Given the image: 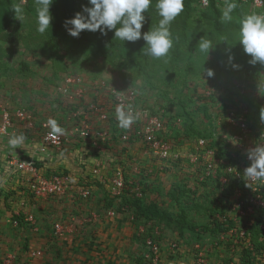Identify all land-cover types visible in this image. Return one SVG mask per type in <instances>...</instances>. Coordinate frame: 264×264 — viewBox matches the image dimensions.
I'll return each instance as SVG.
<instances>
[{
    "label": "rangeland",
    "instance_id": "374dc122",
    "mask_svg": "<svg viewBox=\"0 0 264 264\" xmlns=\"http://www.w3.org/2000/svg\"><path fill=\"white\" fill-rule=\"evenodd\" d=\"M214 1L222 14L226 0ZM256 1L241 2V9L237 6L232 13V21L222 23L219 29L208 26L200 15L206 0L191 2L185 24L181 25V14L172 22L174 43L168 56L154 59L143 55V39L122 45L107 33L84 30L78 38L70 36L65 20L73 13L67 3L50 6L51 26L41 34L36 30L35 0H15L23 9L22 16H16L0 35V103L11 113L20 110L29 115L34 124L28 127L15 119L10 135H0V154L15 152L8 143L13 135L25 139L33 137V131L40 135L41 123L55 119L68 140L53 153L58 166L46 169L48 174L44 175L66 174L58 163L66 161V151L71 148L104 149L113 165L104 162L101 171L106 170L107 175L108 169L121 170L126 181L122 195L131 197L135 193L143 202L153 201L173 217H181V225L184 221L194 226L182 225L180 230L166 220L136 219L129 208L121 211L120 195L109 192L110 184L93 182L89 187L90 182L83 177L74 180L75 187L70 191L34 197L19 171L4 168L9 182L0 181V256L15 253L17 264H155L157 259L151 262L146 258L149 238L160 246L156 264H264V248L259 253L253 247L261 237L248 233L259 218L248 202L258 201L252 190L257 188L256 183H250L257 180L244 175L251 161H241L247 151L234 143L240 132L239 117L251 127L253 144L264 131L260 118L264 117V65L250 64V56L236 39L243 16L264 15V3ZM84 5L90 6L87 0ZM150 19L147 31L160 17L154 12ZM56 22L59 27L53 34ZM201 37L214 45L207 57L197 47ZM222 37L227 40L222 41ZM229 57L234 59L230 61ZM208 69L213 71L212 77L207 76ZM66 76L79 79L71 87L81 86L83 96L68 98L61 92ZM130 91L137 109L161 121L160 136L171 149L166 157L149 151L147 144L132 134L142 116H136L129 129L118 126L115 95ZM91 103L98 112L105 110L108 115L105 121H99L96 110L92 115L88 112L91 130L101 129L104 134L97 145L73 132ZM201 138L204 146L199 148L198 158L192 159ZM129 146H134L133 152ZM69 153L77 156L74 151ZM7 155L0 156L5 159ZM46 155L50 156L48 152ZM86 164L83 170L91 172L94 166ZM81 187L89 189L87 199L80 195ZM66 195L76 202L94 197L103 203L88 201L87 210H72L64 220L59 207ZM55 200L57 206L49 209L48 203ZM93 203L103 211H91ZM25 211L32 213L33 222L16 218L17 212ZM261 226L264 228V224ZM173 242L178 246L172 251L169 244ZM104 243L115 245L106 248ZM33 249H40L39 256L32 255Z\"/></svg>",
    "mask_w": 264,
    "mask_h": 264
},
{
    "label": "clouds",
    "instance_id": "9594fccd",
    "mask_svg": "<svg viewBox=\"0 0 264 264\" xmlns=\"http://www.w3.org/2000/svg\"><path fill=\"white\" fill-rule=\"evenodd\" d=\"M52 3L53 0H35L36 30L41 34L50 29L53 19L50 13ZM87 3L90 6H83L81 12L65 20V27L70 36L78 38L84 30L99 31L102 35L114 30V37L123 43H135L143 39L146 45L145 54L154 59L168 56L174 43L172 22L184 11V0H155L154 8L160 19L150 31L142 33L141 29L146 20L145 13L153 5V0H87ZM237 6L235 0H226V6L221 14L222 23L232 21V13ZM14 11L16 16H22V7L16 6ZM236 39L244 53L250 56V64L264 65V15L250 13L243 16L239 21ZM221 40L226 41L227 37H222ZM197 47L207 57L214 45L210 39L201 37ZM232 59L234 58L229 57L230 61ZM213 75V71L208 69L207 76ZM116 119L120 128L129 129L136 120L132 106H117ZM48 125L51 135L59 137L64 134L65 130L55 119H49ZM24 139L23 135H13L8 143L15 149ZM247 157L251 164L244 170V175L249 179L264 180V145H256L248 150Z\"/></svg>",
    "mask_w": 264,
    "mask_h": 264
},
{
    "label": "built area",
    "instance_id": "2783aa9c",
    "mask_svg": "<svg viewBox=\"0 0 264 264\" xmlns=\"http://www.w3.org/2000/svg\"><path fill=\"white\" fill-rule=\"evenodd\" d=\"M245 1L246 0H241ZM251 2H257L256 0H250ZM259 3L263 5L264 0H259ZM207 4V0H206ZM261 5H259L261 7ZM64 85H60V90L67 95L68 98H79L84 95V89L81 86H76L75 88H72L71 85L74 83L79 82V79L73 76H66V78L63 81ZM132 91L130 93H127L125 95H122L120 93H117L115 95V102L117 106H125L128 105L132 106V111L135 117L138 115L142 116L143 119L140 121L139 126H135L132 128V134L135 135V137L141 138L142 141H144L149 151L152 153L158 155L159 157H166L168 154H170L171 149L169 151L170 144L166 142L165 139H162L160 137L159 130L162 128L161 121L157 118V116L151 115L146 110H139L134 105L132 100ZM93 104V103H91ZM91 104H88V107H85V111L83 112L82 116L80 117L76 127L73 129V132L77 136H79L82 139H91V142L95 145L98 144V141L104 139V134H102L101 129H96L94 131L91 130L89 123V113L92 115L94 113V110H96V118L99 121H105L107 119V112L105 110L97 111V108ZM89 112V113H88ZM85 114L87 117H85ZM90 115V116H91ZM136 117V118H137ZM20 121L22 123H26L28 127L33 126L34 121L30 118L29 115L24 114L22 111L17 110L14 113H11L7 107L3 106L0 103V135L1 136H8L10 135L11 128L14 127L15 123L14 120ZM92 119V118H91ZM39 127L41 138L40 143L38 147V151L43 152L49 147L53 148H59L65 141L68 140V135L63 134L59 137H55L50 134V127L48 125V121L41 123ZM238 128L240 129V132L238 134V137H234V143L239 148H244L247 152L248 150L254 148L256 145H264V131L260 132L259 140L253 144V138L254 136L251 135L252 129L249 125L245 123V121L239 117L238 121ZM161 131V130H160ZM125 137V136H124ZM204 146V139H198V145L196 150L194 151V155L192 159L198 158L200 155L199 148ZM5 168L9 171L10 168H13L16 172L19 171L22 174V181L25 182L31 193L34 197H48L50 195H56L61 194L65 191H70L75 187L74 185V179H72L71 175L66 174H59V173H53L50 175H44L40 172L39 168L36 166L33 160H26L18 157L17 155H7L5 158ZM243 162H250L248 157L243 156L242 160ZM103 164L96 163L94 164V167L92 168V173L96 174L98 179H100L101 182L106 183V179L103 176V173L101 171ZM207 171H209V168H207ZM18 172V173H19ZM208 174V172H207ZM112 175V176H111ZM109 175L111 178L108 179L109 184L111 185L110 191L113 195L119 194L121 187L124 186V176L120 169H116V171L112 172V174ZM238 175V174H237ZM251 184L256 183L257 188H253L254 195L258 198V201H248L253 208L256 209V213L259 215H264V199L260 200L259 197H264V182L261 181H252L250 180ZM79 193L82 197H87L89 194V189L86 187H81L79 190ZM25 217V221L33 222V215L29 212H23ZM18 214V212H17ZM255 214V213H254ZM246 225H251L246 223ZM58 228L60 227L59 224H55ZM146 245L149 249L148 253L146 254V258L150 259L152 262L155 261V264L159 261V252H160V246L158 243L154 242L152 239L147 238L146 239ZM170 245L171 250H175L177 248V243L173 242ZM41 253L40 250L32 251V255L39 256ZM0 264H17L16 263V255L15 253L9 254L6 253L2 257H0Z\"/></svg>",
    "mask_w": 264,
    "mask_h": 264
},
{
    "label": "trees",
    "instance_id": "16d2710c",
    "mask_svg": "<svg viewBox=\"0 0 264 264\" xmlns=\"http://www.w3.org/2000/svg\"><path fill=\"white\" fill-rule=\"evenodd\" d=\"M84 1L85 0H53V3L50 6L57 8L60 6V4H62V3L66 4L67 3L69 10L72 11L73 17H74V15L76 13L81 12L83 6H87V5H84ZM195 1L196 0H184V11L181 13V16H182L181 25L185 24V19L188 16V11L190 10V3L195 2ZM235 2L237 3L239 9H241V4H242L241 2H243V1L235 0ZM154 4H155V0H153V5L150 6L149 11L147 13H145L146 20H145V23L141 29L142 33L146 32L150 27L149 25L152 24V20L150 19V17L152 16V14L154 12L156 13L155 8H154ZM14 7H16L15 0H0V35L5 34V32H6L5 30L11 25L12 21L15 19L16 15H15ZM220 14H221V11H220L218 5L215 4L214 0H207V5L203 6V9L200 11V15L205 20L207 25L212 26L214 29H219L222 26V22L220 20ZM231 25L232 24H230V26ZM57 27H59V23L56 22L54 25V29L52 30L53 34H54L55 29ZM97 32H99V31H97ZM107 34H108V36H112L115 40L119 41L120 44L124 45L125 42L123 43L122 41H120L114 37V30L107 31ZM143 55L145 56V52ZM138 66H139V68L142 69V65L139 64ZM260 118H264V117L261 116ZM162 139H164V138H162ZM110 171L111 170H109V173L107 171V175L105 173H103V176L105 177L107 184H109L108 179H109ZM67 173L69 174V172H67ZM91 173H92V171H91ZM71 177H72V179H74V177L72 175H71ZM92 177H93V182H95V184L97 183V184H101L102 186H105L106 183L101 182L100 179H98L96 174L92 173ZM76 182H78V181H76ZM125 182H124V185H125ZM123 189H124V186L121 187L120 193H119L120 198H121L120 201L122 202V205H123L122 209H121L122 212H126L127 209L129 208L133 214V217L136 219L141 218V219H147V220L148 219L166 220L167 222L173 223L176 226V228H178L180 230L183 229V228H180L182 225H185L188 228H193L192 227V226H194L193 223H185L183 220H182L183 222L181 225V217H173L169 212L161 210L157 206V203H155L153 201L147 202V203L143 202L142 198L137 196L135 193H134V195H131V197L130 196L125 197L124 195H122ZM88 197L89 196H87L85 198L87 199ZM83 200H85V199H83ZM17 215L18 216H16V218H18L19 221H21V222L23 220L25 221V219H24L25 215L23 212H18ZM261 218L263 220H261ZM263 222H264V215H259V218L256 220V222L252 226H250L248 229L249 235H250V232H252V233H256L257 236H259V238L261 237L260 243L255 242L254 246H253L256 248V250L259 253H261L263 251L262 248H264V228L261 226V224H264ZM147 260H150V259L147 258ZM238 264H241V263H238ZM244 264H246V263H244Z\"/></svg>",
    "mask_w": 264,
    "mask_h": 264
},
{
    "label": "crops",
    "instance_id": "0c3cea01",
    "mask_svg": "<svg viewBox=\"0 0 264 264\" xmlns=\"http://www.w3.org/2000/svg\"><path fill=\"white\" fill-rule=\"evenodd\" d=\"M86 99H88V98H86ZM32 134H34L33 137L24 139L23 143L18 145L17 149H14L15 152H10V153L13 154V155H17V156L19 155L18 157H20L22 159L33 160L34 163L36 164V166L39 167V170L43 174L44 173L48 174V173L45 172L46 169H52L53 167L58 166L56 164L57 162H55L58 157L53 155V153L55 154L56 149L53 148V147H49L43 152L38 151L41 134L39 135V134L35 133L34 131L32 132ZM2 137H4V136H2ZM133 148H134V146H129L128 147V149H132V151H130V152H133ZM8 151L9 150H7V152ZM71 151L76 152L77 156L73 155L72 153L70 154L69 152H71ZM46 152H48L50 154V156H47ZM106 153L107 152L104 149L103 150H95L92 147H90L88 149L86 147H82V146L80 148H76V149L71 148V149L66 151V158H65L66 161H62L61 163H58V164H60L63 167L62 169H66V171L69 172V174L72 175L76 181L80 180V177H83L82 179H84L86 182H88V183L90 182L89 183V187H93L92 186L93 185L92 173L89 172L88 170L87 171L83 170L84 169L83 164L91 163V166L92 165L94 166V164H96V163L103 164L104 162H106V163H109L112 166L113 164L110 163L111 162L110 161L111 158L108 157L109 158V160H108V158H106L108 156V154H106ZM68 154H70L71 157H73V158L70 159ZM0 155L2 157H4L5 155H7V153L6 154L5 153L4 154L1 153ZM1 156H0V158L4 162L5 159H2ZM119 159H121V158H119ZM1 164L2 163L0 161V174H1V177H2V179L0 178V181H2V183L5 180H7V182H9V173L4 172L5 166L1 165ZM86 166H87V164H86ZM109 170H108V173H109ZM102 171L104 172L106 170H102ZM111 174H112V172H110V175ZM109 192L111 193V191H109ZM66 196H67V199L66 200H62L61 207H59L60 208V218L64 219V220L69 219V218H66V217L70 214V211L74 210V211H78V212H84L85 210H87L86 208H88V206H89V205H86V203L88 201H92V202L97 201L96 199H94V197H92V199L88 200L87 202H85V200L83 202H81V201L80 202H76L75 200H73L72 196L71 197H69L70 195H66ZM56 202H57V200L49 202L48 203L49 209L57 206ZM54 203H56V204H54ZM70 203L72 205H70ZM96 203H103V200H101V202L97 201ZM1 204L4 205V202H2ZM92 205H93V207L91 208V211H97L98 213L103 211V209L98 207V205H96L95 203H93ZM11 206L14 207V203H12ZM25 212H27V211H25ZM63 216H65V217H63ZM1 222H3V220H0V228L2 226ZM97 227H100L99 223H97ZM0 234H2V233L0 232ZM66 235H68V234H66ZM105 243L103 245L106 248H109V247H112L113 245H115L114 243L113 244H109V245H105ZM33 245L35 247H37L35 243ZM36 250H40V249H36ZM36 250L33 249V251H36ZM2 256H0V257H2ZM35 264H38V263L35 262Z\"/></svg>",
    "mask_w": 264,
    "mask_h": 264
}]
</instances>
